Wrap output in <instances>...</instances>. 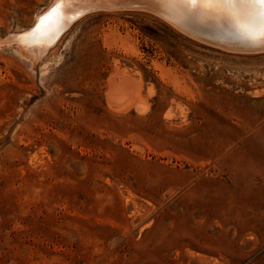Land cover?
I'll return each mask as SVG.
<instances>
[{
    "label": "rangeland",
    "instance_id": "obj_1",
    "mask_svg": "<svg viewBox=\"0 0 264 264\" xmlns=\"http://www.w3.org/2000/svg\"><path fill=\"white\" fill-rule=\"evenodd\" d=\"M52 2L0 0V264H264V50L125 8L39 57L11 36Z\"/></svg>",
    "mask_w": 264,
    "mask_h": 264
},
{
    "label": "bare ground",
    "instance_id": "obj_2",
    "mask_svg": "<svg viewBox=\"0 0 264 264\" xmlns=\"http://www.w3.org/2000/svg\"><path fill=\"white\" fill-rule=\"evenodd\" d=\"M55 4L56 0H53L45 11L37 15L33 26L12 35V39L29 50H36L41 57L76 20L87 13L99 9L128 8L151 11L185 32L198 35L203 41L242 51L264 50V38L259 36L261 21L258 16L248 15V9L223 4L198 3L193 6L172 0H69L60 6V15L47 17ZM186 20L193 24H186ZM109 81V102L111 100L118 111L127 110L132 105L140 112L148 109L141 79L132 78L126 69L116 67ZM148 92L151 94L152 90Z\"/></svg>",
    "mask_w": 264,
    "mask_h": 264
},
{
    "label": "snow or ice",
    "instance_id": "obj_3",
    "mask_svg": "<svg viewBox=\"0 0 264 264\" xmlns=\"http://www.w3.org/2000/svg\"><path fill=\"white\" fill-rule=\"evenodd\" d=\"M69 0H56V4L46 14L51 18L56 15H60V6L67 4ZM172 2L187 3L193 6L198 3L203 4H223L228 5L231 8H241L250 10L247 14L258 16L261 21V30L259 36L264 38V0H172Z\"/></svg>",
    "mask_w": 264,
    "mask_h": 264
},
{
    "label": "water",
    "instance_id": "obj_4",
    "mask_svg": "<svg viewBox=\"0 0 264 264\" xmlns=\"http://www.w3.org/2000/svg\"><path fill=\"white\" fill-rule=\"evenodd\" d=\"M189 34H190V33H189ZM191 35H193V36H195V37L199 38V37H198V35H195V34H191Z\"/></svg>",
    "mask_w": 264,
    "mask_h": 264
}]
</instances>
